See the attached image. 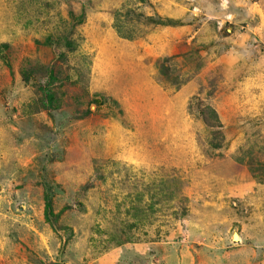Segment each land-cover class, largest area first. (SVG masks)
Segmentation results:
<instances>
[{
  "label": "rangeland",
  "instance_id": "obj_1",
  "mask_svg": "<svg viewBox=\"0 0 264 264\" xmlns=\"http://www.w3.org/2000/svg\"><path fill=\"white\" fill-rule=\"evenodd\" d=\"M258 1L0 0V264H264Z\"/></svg>",
  "mask_w": 264,
  "mask_h": 264
},
{
  "label": "trees",
  "instance_id": "obj_2",
  "mask_svg": "<svg viewBox=\"0 0 264 264\" xmlns=\"http://www.w3.org/2000/svg\"><path fill=\"white\" fill-rule=\"evenodd\" d=\"M145 1V0H143ZM145 21L147 22V24L153 26V27H162V28H175V27H180L182 26V22L176 19H170V18H153V17H147L145 18ZM123 38H127V37H123ZM158 68L159 69V74L161 76V80L164 82H168L169 83V78H170V74L168 73V69L167 67H161L160 64H158ZM93 103L96 107V111L99 112V110L101 109L100 103L97 100H93ZM207 113L209 114L210 118L213 120L214 122V127L212 129H214L215 127L217 129L220 128V123L218 120V116L216 114V112L213 109L207 108ZM217 147V146H215ZM46 210H49L48 205H46Z\"/></svg>",
  "mask_w": 264,
  "mask_h": 264
},
{
  "label": "crops",
  "instance_id": "obj_3",
  "mask_svg": "<svg viewBox=\"0 0 264 264\" xmlns=\"http://www.w3.org/2000/svg\"><path fill=\"white\" fill-rule=\"evenodd\" d=\"M253 4H256V3H253ZM262 5H263V2H262L261 0H259V1H258V7L263 11V13H262V11L259 9L260 12L262 13L263 17H264V8H262V7H263ZM247 7H248V9H247L248 13H247V11H244V10L241 11V10L239 9V10H240V11H239L240 14H239V13H235V14H233L232 16L235 17V18H237V16L239 17L240 15L250 14L249 12H251V8H252V7H251V6H247ZM250 7H251V8H250ZM249 8H250V11H249ZM255 11H256V9H254V12H255ZM251 13H252V12H251ZM256 14H257V13H256ZM256 14H255V16L257 17ZM252 17H253V15H252ZM259 24L264 25L263 20L260 19V18L258 19V25H259Z\"/></svg>",
  "mask_w": 264,
  "mask_h": 264
},
{
  "label": "built area",
  "instance_id": "obj_4",
  "mask_svg": "<svg viewBox=\"0 0 264 264\" xmlns=\"http://www.w3.org/2000/svg\"><path fill=\"white\" fill-rule=\"evenodd\" d=\"M227 0H224V4L227 5ZM222 7H225L224 5H221Z\"/></svg>",
  "mask_w": 264,
  "mask_h": 264
},
{
  "label": "clouds",
  "instance_id": "obj_5",
  "mask_svg": "<svg viewBox=\"0 0 264 264\" xmlns=\"http://www.w3.org/2000/svg\"><path fill=\"white\" fill-rule=\"evenodd\" d=\"M228 19H230V17Z\"/></svg>",
  "mask_w": 264,
  "mask_h": 264
}]
</instances>
